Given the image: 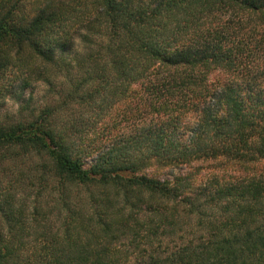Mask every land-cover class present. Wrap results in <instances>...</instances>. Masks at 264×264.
Here are the masks:
<instances>
[{"label":"trees","instance_id":"trees-1","mask_svg":"<svg viewBox=\"0 0 264 264\" xmlns=\"http://www.w3.org/2000/svg\"><path fill=\"white\" fill-rule=\"evenodd\" d=\"M261 54L264 0L1 2L0 76L32 57L69 90L0 121V264H264ZM124 101L141 124L97 144ZM75 104L93 118L60 126Z\"/></svg>","mask_w":264,"mask_h":264},{"label":"rangeland","instance_id":"rangeland-1","mask_svg":"<svg viewBox=\"0 0 264 264\" xmlns=\"http://www.w3.org/2000/svg\"><path fill=\"white\" fill-rule=\"evenodd\" d=\"M79 0H0L7 4L19 16L32 17L39 12L42 8L47 10H57L59 7L68 6L70 4H77ZM77 48L81 47V40L77 39ZM24 57H28L25 54ZM31 61L33 72L31 75L26 71L28 62L20 66H11L4 75L0 76V121L10 123L19 120H27L33 116H37L40 112L48 106L57 105L61 97L66 96L69 90V83L63 71L52 69L48 65H43L41 68L40 62L34 58H27ZM34 60V61H33ZM264 54L254 56L251 59L249 70L253 75H260L264 70ZM252 65V66H251ZM40 66V67H39ZM39 68V69H38ZM23 78H26V83ZM128 101L120 102L115 105L113 110L106 115L103 119L99 120L93 128L89 130L91 138L95 142L104 145L116 141L123 134H128L132 131L136 124H141V116L136 115V111L132 109V105ZM66 107V106H63ZM85 116V117H84ZM88 117L93 118L92 111H85L84 108L78 105H72L71 109L67 107L61 111L56 117L60 126L70 124L69 121L77 122V120H84ZM82 122V121H80ZM108 144L107 147H109ZM33 162H7L6 167L9 170L8 180H14L16 173L10 174V168L13 165L18 166V170L25 171V174L31 173ZM16 172L17 168H15ZM27 180V179H26ZM31 181L27 180L28 185Z\"/></svg>","mask_w":264,"mask_h":264}]
</instances>
